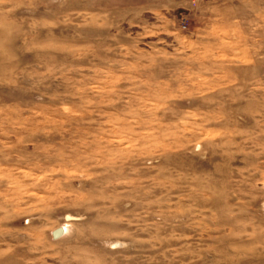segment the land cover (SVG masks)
Segmentation results:
<instances>
[{
	"label": "rangeland",
	"instance_id": "obj_1",
	"mask_svg": "<svg viewBox=\"0 0 264 264\" xmlns=\"http://www.w3.org/2000/svg\"><path fill=\"white\" fill-rule=\"evenodd\" d=\"M0 264H264V0H0Z\"/></svg>",
	"mask_w": 264,
	"mask_h": 264
},
{
	"label": "water",
	"instance_id": "obj_2",
	"mask_svg": "<svg viewBox=\"0 0 264 264\" xmlns=\"http://www.w3.org/2000/svg\"><path fill=\"white\" fill-rule=\"evenodd\" d=\"M63 231H64V230H63L62 227H60V228L54 230V231H53V237H55V238L59 237L60 235L63 234Z\"/></svg>",
	"mask_w": 264,
	"mask_h": 264
}]
</instances>
